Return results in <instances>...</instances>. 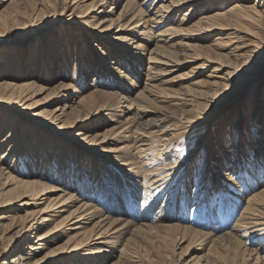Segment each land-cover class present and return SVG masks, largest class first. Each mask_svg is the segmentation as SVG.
I'll use <instances>...</instances> for the list:
<instances>
[{"label":"rangeland","instance_id":"374dc122","mask_svg":"<svg viewBox=\"0 0 264 264\" xmlns=\"http://www.w3.org/2000/svg\"><path fill=\"white\" fill-rule=\"evenodd\" d=\"M0 1L4 3L0 5V7H2L1 9H4L7 5L10 4V2H12V0H10L9 2H4V0ZM17 1V6L19 9L16 17L11 22V27L4 33L0 32V61L1 59H4L9 53L10 57L14 58V61L16 60L21 64H28V66L31 65L33 67V65L35 66L36 64L35 62L38 61L41 48H43L44 62L48 67L51 63L58 64L59 67V63L63 64L64 55L70 62V70H68V75L65 78H63V76H60L61 71L58 67L56 68L58 71L56 70V73L53 75L51 74V72L47 75L46 73H44V75L42 76H48V81H35L37 79L35 73L30 72L33 70L26 71V73L22 72L24 75H29L26 76L24 80L33 79L32 81H35L37 84L48 88V90L32 96L30 100H27L23 104V108H20L19 110L20 112L5 110L3 114H0V119H4V114L7 112V119H9L10 117H15L16 115L20 116L23 125L21 124L20 126L21 133L19 139L28 137L30 155H32L36 159L40 158L41 162H48L49 164H52L50 173L51 171L55 173L54 170L61 167L64 170L66 169L65 171L69 172L72 178L76 180L81 179V176H84V173L91 174L93 171V168L91 167H93L95 163H97L98 166H101L100 162L103 165L109 164L110 161H108V159L103 154L99 155L98 152H93V149L88 148L87 145L85 148L79 145L80 141L90 132L93 133V135H99L96 140L105 138V141L102 143V147L104 148L102 149H106L107 154H113L115 157H117V154L119 155L121 153L123 155H126L127 153L128 155L126 157H131V159L133 161H137L138 166H140L141 159H138L137 155L135 154L134 139L132 136H129L133 134L131 132H128L127 127L129 124L126 125V118L128 117L129 119L130 117L134 116V113L131 112L130 114H128V108H126L125 106H119V99H117V97H106L100 93L101 91L110 92L118 90L119 93H123V95L126 94L134 96L137 94L136 90H138V88L132 89V91L128 94L127 92H124L123 89H119V87L113 86L114 84H110V81L106 80L107 77L104 81L103 77H97L93 72H91V74L89 73L90 75H88V70L90 69H86L85 65L87 66V64H89V60L93 61L94 58H96L98 62L104 61L106 64L108 63L112 65L111 60H113V57L109 56V60H107L102 54H97V49L95 46H93L94 44L101 45L98 39L103 41V37L106 39V42H108L107 38L104 35L100 34V37L97 38L95 37V34L86 30L88 29V26H85L84 23L77 24L80 23V20L85 22L83 20L84 18L81 15L85 13L84 11L88 7L97 4L96 8H99V3H104L101 5L99 10H96L98 12L91 13L90 19L86 18L85 20L93 25L91 21L95 20V17H101L104 20L107 19L108 22H106L105 25L111 27V34L117 33V29H119L118 25L129 21V19L124 20L123 18H119V15L122 14V9L127 1L121 0V2L116 3V0H79V5L76 4L74 6H72L73 2H71V0ZM158 1L164 2L166 0ZM233 1L234 0H217L216 2H214L215 4L214 6H212V8L209 7L211 9L210 11L215 9L218 10V8L224 10ZM85 2L89 6H84L83 4ZM142 2V0H138L142 12H144V14H146V12L147 14H151V2L147 4ZM160 2L158 4H160ZM167 2L169 3V0L165 3ZM113 6H115V8L111 10ZM209 8H207V3L204 2L203 4H201V6L196 8L187 22L182 23V25H179V21L184 13L188 11L185 10V8H183V10L179 13L180 15L178 17H174L173 20H170L169 22H166L161 26L153 27L151 31H146V34H141V32L135 33L137 31H134L133 34L126 31V33L122 35V38H119L120 40L115 39L114 42L117 45H113V50L117 52L119 51L118 49H123V47H128L135 50V48L129 46V44L132 45L130 43L131 39L134 38L136 40H139L141 39L140 37H142L140 42L144 46H146V50H142V52H145L144 55H142L143 58L139 63H134V65H138V70L140 74H142V78H140L139 81L141 84H143V82L145 81V76H143V73L147 71V61L150 57L156 56V52L154 51L161 52V50H156V40L159 38H166V40H169L167 43L160 42L158 44H164L165 46H167L168 48L165 47V50L167 52L168 50L172 52L177 51L176 54L173 53L175 56L174 59L176 60V62H174L175 66H163L170 73V76L168 77L174 79L169 82L170 84L166 83L162 86V88H164L165 90L161 94V97L157 100L155 99L148 106V114L141 118L138 117V121L140 120L149 122V120L156 119L157 117L162 115V113H168L173 115L174 118H171V120L166 123V130L169 128L167 125H174L177 122V119H182L183 117H189L195 120L196 123H199L197 124L198 127L193 131H187L185 129L182 130L184 132L178 133L177 136L172 138L173 144L169 143L170 145L163 146V144L165 143V141H163L164 135L160 134L154 136V138L152 139L155 145H158L152 150L153 156L161 155L159 156L158 160L156 159L157 163L162 160L161 158H163V155H172L170 158V160H172L175 159V152L181 159H186L191 150H193V153L191 158L186 160L188 162L184 160L183 167L180 170L177 169L178 172L175 171L173 174L168 175L166 179L163 180L165 183H163L161 187L153 190L154 192L159 191L157 194H155V197L152 198V193L154 192L149 193V195L147 196L148 199L146 198V200H148L147 205L148 203L152 202H154L155 205L153 206L152 212H150L147 218L151 221L145 222L153 226V223L159 219V216H157V214L160 211V208L166 206V209H169V205L171 204V202H173L174 199L176 209L175 213L176 215H178V222L191 227L193 226V228L195 229L198 227L197 229L205 231L210 230V225L205 229L200 225L198 226V223L200 224L201 222H203L201 224H204L209 219L208 216H205V209H207V204H202L203 202H205V200L201 201V206L194 209V202H196L197 198H199L196 195L200 194L199 191L196 190V188L199 185H202L204 179H206V177L204 176L206 173L208 177L206 187L204 185L205 188H203L205 190L203 198L207 195L210 196V199L209 197L208 199L212 202L211 204L213 210L216 211L214 212V214H217L216 217H220L219 219L221 220V222L227 224L225 226V230L223 231L225 233L226 231L232 230L238 218H240V214L242 213L247 203V196H251L255 194V192L261 191L264 188V23L261 26H258V29L256 28L252 32H250L251 30H248L249 28L247 26H236L238 30L227 29L221 32L222 36L224 37L243 35L244 37L249 39L252 38V36L251 34H248L249 36L247 35L246 32L248 31L252 33V35H256L258 38H260L259 40L261 42H258L256 44L257 46H254V52H252L249 57H241L242 59H235L229 53L231 48L234 47L237 43L231 45L229 43V45L223 47L219 45H215V47L210 46V48L204 47L206 45L213 44L215 41V37L220 32H214L209 37L196 40L194 42L191 41L190 38H185V35L187 34L180 35L181 32L185 31H180V33L179 31H176L175 33L167 34V36L164 35L158 36V38H153V36L156 35L157 32L164 29L167 25L181 26L182 28L189 27L201 15V13L207 11V9L209 10ZM260 8H264V5L262 7L260 6ZM137 12L138 10H136V13ZM142 30L143 29H141V31ZM189 32H193V30ZM258 33H260V36L257 35ZM147 36H149L153 40L151 42H147ZM181 40L184 41L181 42ZM187 41H191V44L194 43L198 46L192 48L190 47L187 50L188 47L185 46V43ZM179 42H181L182 44H177ZM60 43L63 44L61 45ZM60 45L63 49L65 48L63 51L64 53L57 54L56 50ZM171 45L174 46L170 47ZM68 49H70V51L66 53ZM80 52H83L84 59H80V57H82V54H80ZM168 54L171 55V53ZM211 58L214 60V62ZM114 59L116 60V58ZM207 59L211 60V64L210 66L203 67L202 65H204ZM201 61L203 62V64H201ZM196 65H198V67ZM53 66L54 65H50V70L51 68H53ZM214 67L218 68V70H216L215 72L212 71ZM77 69H80V72L82 74L81 76H78ZM107 69L111 71V67ZM18 72L19 75L22 74L20 70ZM211 72H213V75L216 76H226L225 85L227 84V87L224 85L225 87L222 86L219 88H214L209 84H204V81H208L213 77L216 78V76H206ZM230 72L232 73L228 74ZM2 77L4 76H0V80ZM168 77H166V79ZM62 81L63 83L72 81V91H70L69 93L71 97L75 95L74 97L76 99H74L73 101H69V104L71 106L66 109V119H68V123H70L71 125L63 126V128H65L66 130L56 131L53 128L52 130L51 126H44L42 123H44L45 116H41L37 113L41 112V110L52 111L53 109H55V106L63 105L66 101H68L66 99L58 100V97H55L54 95H52V98L49 100V102H46L45 100L49 99L46 97L49 92H52V86ZM92 92L96 93L94 100L89 99L91 101L87 100L88 102H83V104L80 106L82 110L79 111L80 109L76 105L80 97ZM138 92L140 93V90ZM254 99H256V102H258L260 106L258 110V116H260L259 118H256V121L253 122L255 124V128L252 127L253 112H251L250 110L251 107L254 106ZM37 100L38 103H40L37 107L26 105ZM125 104L127 103H124V105ZM238 120L239 126L234 127ZM14 123L15 120L13 119L10 125L12 126ZM27 125H29L28 127L30 128L27 129ZM38 125L42 126L44 129L43 132H38L39 134L37 133L41 138H39V140L42 142L41 147H43V144L46 145V147H43V151L40 150L39 152L36 145V141L38 138L36 139V137H34V135L30 133V131H35L33 129H36ZM68 128L69 130H67ZM234 132H237L238 135L240 134L238 136L239 138L235 140H233L232 136ZM74 133L77 135H70ZM32 137L33 144L29 140V138ZM1 139L2 134H0V142ZM56 144L60 149V151L58 150V154L54 152ZM157 147L165 149L162 153H159ZM235 148L238 151L236 155L234 154ZM64 151L67 153H65ZM229 151L231 152V154L229 153ZM217 156H220V160L217 162L218 169L216 168V162L213 161ZM235 156H238V159L240 158L242 161L238 166L239 171H237V168L233 166L232 163H230L231 161H233ZM95 158H98L100 162L98 160L95 161ZM221 158L223 160L224 158H226V160L228 161H223ZM257 160H262L261 164H258V166L256 164ZM129 161L132 162L131 160ZM111 163H113V161ZM188 163L192 164V166H190V169H187V167L189 166ZM221 163L227 165L224 171L229 170V172H231L232 170V174L236 177V182L233 181L236 185V188L232 189L233 193H227L226 190H224L225 187L222 186L223 182H221L222 178L220 177L223 174L226 177L227 175L225 173H221ZM66 165L67 168L65 167ZM228 166L230 168H228ZM19 167L20 170L24 171H27L29 169V165L25 157L21 158ZM169 172L171 173L172 171ZM90 181L92 184L95 183L93 181V178H91ZM128 181L131 182V180ZM216 181H218L220 184ZM209 183H212V185H214L209 187L207 186ZM139 190L141 191V193L139 191L137 195L138 205L131 204L128 198L124 200L125 203L128 204L126 205L127 209L130 212H134L136 214H140V209L142 207L143 186H139ZM71 191H75V188L72 187ZM4 194L5 192L2 193L0 191V216L2 217L0 218V247H6L9 244V249H12L14 245L18 244L20 245V247L24 246L25 249H28L26 245H28L29 243L33 244L30 239H24L19 244L17 243L16 239H13V241H11V235H13L15 231H19L22 227L23 221H21L22 218L20 219V216H23L27 212V210H32L35 207L34 205H29L26 207L18 206L20 202H16L15 200L12 203H8L9 198ZM58 194L60 193L58 192ZM55 197H57V194L52 196V198ZM185 206L187 208H184ZM72 208L73 206H70V208H64L59 213L54 212L57 213L54 220L51 223H48V225L43 226L41 229H39L37 231L39 232L38 234L41 235L44 234L47 230H50L61 219L65 218L71 212ZM163 213L165 214L166 211ZM126 216L130 217L129 214H127ZM134 218H136V216ZM138 222H141V218L138 219ZM59 231L60 232L52 239L46 241L45 245L42 246V250L38 252L36 257L43 256L50 249L60 246L61 244H63L64 246V243L73 234L71 230L64 231L59 229ZM152 234L153 233H151V235L136 237V240H132L128 248L130 257L134 260V264H183L185 262L193 261L192 259L194 256L206 253L207 249L209 248V245L205 246L206 250H204L205 248L202 249L201 245H197L194 248L192 244L197 242V238H194L192 236H187V240L185 242H180L178 244V240H174V238H166V236H164V232H154V234ZM35 236L36 233H32L31 239H33ZM180 238L181 235L179 236V239ZM263 238L264 236H262L260 240L259 238H256L254 241L247 244V247L253 250L254 247H256V245H258L259 243H264ZM20 247H18V249ZM121 247L122 246L118 247V244L106 247L111 254H108V252L99 254V256L101 257V261H103L100 263L112 264L113 262H116L120 264L121 262H117L118 258H114V255L119 256L118 249H121ZM219 247L220 248H218L213 255L214 259H218L217 264H243V262L246 261L245 259H247L245 253L244 256H242L241 254L245 247L241 246L238 240H234L229 244L224 241V243H221ZM259 251L264 252V249H261ZM27 252H29V250H27ZM28 254L29 253H26V255ZM106 255H109L114 260H106ZM102 256H104V258ZM78 257H80L79 254H74V256H71L70 259L64 260L63 262H74L75 260L73 259ZM248 261H246V263ZM62 263L59 262L56 264ZM123 263L124 261H122V264ZM19 264L22 263L19 262Z\"/></svg>","mask_w":264,"mask_h":264},{"label":"bare ground","instance_id":"6f19581e","mask_svg":"<svg viewBox=\"0 0 264 264\" xmlns=\"http://www.w3.org/2000/svg\"><path fill=\"white\" fill-rule=\"evenodd\" d=\"M9 1L10 0H4V2ZM126 1L127 2L122 9L123 12L119 15V18H123L124 20L129 19V21L123 24H119L117 33L111 34V27L105 25L106 22H108L107 19L104 20L101 17H95V20H90L93 25L85 20L86 18L90 19L91 13L98 12L96 10H99L101 5L104 3H99V8H96L97 4L88 7L84 11L85 13L81 15L84 18L83 20L85 22L80 20V23L77 24L84 23L85 26H88V29L86 30L95 34V37L97 38L100 37V34L104 35L107 38L108 42H106V39L103 37V41L98 39L101 45L94 44L93 46L96 47L97 54H102L107 60H109V56L113 57V60H111L112 65L108 63L107 65L104 61L98 62L96 58H94L93 61L89 60V64H87V66L85 65L86 69H90L88 70V75L93 72L97 77H103L104 81L107 77L106 80H109L110 84H114L113 86L119 87V89H123L124 92H127L128 94L132 91V89L138 88V90H136L137 94L134 96L126 94L123 95V93H119L118 90L110 92L101 91L100 93L106 97H117V99H119V106H125L126 108H128V114H130L131 112L134 113V116L130 117L129 119L128 117L126 118V125L129 124L128 127H126L128 129V132H131L133 134L129 136H132L134 139L135 154L137 155L138 159H141V165L138 166L137 161H133L131 157H126L128 155L127 153L126 155H123L121 153L119 155L115 154L117 157H115L113 154H107V150L102 149L104 148L102 147V143L105 141V138L96 140L99 135H93V133L90 132L80 141L79 145L83 148H85L87 145L88 148L93 149V152H98L99 155L103 154L108 159V161H110L109 164L103 165L98 160V158H95V161L98 160L101 166H98L97 163H95L93 167H91L93 168L91 174L84 173V176L82 175L81 179L76 180L72 178L69 172L65 171L66 169L64 170L61 167L55 169V173H53L52 171L50 173L52 164H49L48 162H41L40 158L36 159L32 155H30L28 137H21L22 139H19L21 133L20 126L23 123L20 119V116L16 115L15 117H10L9 119H7L8 112L5 113L3 117L4 119H0V134H2V139L0 142V191L2 193L5 192L4 195L8 196V203H12L15 200L16 202H20L18 206L26 207L29 205H34L35 208L32 210H27V212L23 216H20V219L22 218L21 221H23L22 227L19 231L17 230L13 235H11V241H13V239H16L17 243L20 244L22 240L28 238L33 244L29 243L28 245H26L28 249H25L24 246L20 247V245L18 244L14 245L12 249H9V244L6 247H3V244V248L0 247V264H19V262H21L22 264H56L70 259L71 256H74V254H79L80 257L74 258V262L66 261L62 264H105L100 263L103 261H101V257L99 256V254H102L104 252H108V254H111L106 247L117 244L118 247L122 246L121 249H118L119 256L114 255V258H118L117 262H121L120 264H122V261H124L123 264H127L128 262H130L128 264H131V262L132 264H134V260L130 257L128 248L132 240H136V237L151 235V233L154 234V232H164V236H166V238H174V240H178V244L180 242H185L187 240V236H192L198 239H196V243L192 244L194 248L197 245H201V248H205L204 250H206L205 246L209 245L206 253L194 256L192 259L193 261L185 262L183 264H217L218 259H214L213 255L216 250L220 248V244L224 243V241L229 244L234 240H238L240 245L245 247L243 252H241L242 256H244L245 253V256L247 257V259L245 260H251L247 263L245 261L243 262V264H264V252L259 251L261 249H264V243H259L258 245H256V247H254L253 250L247 247V244L254 241L256 238H259L260 240V238L264 236V188L261 191L255 192V194L251 196H247V203L242 213L240 214V218H238L232 230L226 231L225 233L223 231L225 230V226L227 224L221 222V220L219 219L220 217H216L217 214H214V212L216 211L213 210L211 204L212 202L209 200L210 196L207 195L203 198V195L205 193V190L203 188L206 187L208 177L206 173L204 175L206 179H204L202 185L198 186L197 184L198 187L196 188V190H198L200 194L196 195L199 198H197V201L194 202V209L198 208L202 204H207V209H205V216H208L209 219L204 224H201L203 222H201L200 224L198 223V226L200 225L205 229L210 225V230L205 231L197 229L198 227L195 229L193 228V226L191 227L178 222V215H176L175 213L176 209L174 199L173 202H171V204L169 205L170 207L168 206L169 209H166V206H163L162 208H160L159 212L157 211V216H159V219L153 223V226L145 222L151 221L147 218L150 212H152L153 206L155 205L154 202L148 203L147 205L148 200H146V198L149 193L154 192L153 190L161 187V185L165 183L163 180H165L168 175L173 174L175 171H177V169L180 170L183 167L184 160L186 161L191 158L193 153V150H191L186 159H181L175 152V159L172 160H170L172 155H163V158H161L162 160L157 163L156 161L161 155L153 156L152 150L158 145H155L152 139L154 138V136L160 134L164 135L163 141H165V143L163 144V146L170 145L171 143L173 144L172 138L177 136L178 133L184 132L182 130L185 129L187 131H193L198 127L197 124L199 123H196L195 120L189 117H183L182 119H177V122L174 125H167L169 128L166 130V123H168L171 118H174L173 115L168 113H162V115H160L156 119L149 120V122L140 120L138 121V117L141 118L148 114V106L155 99L157 100L161 97V94L165 90L164 88H162V86L166 83L170 84L169 82L174 79L168 77L170 76V73L163 66H175L174 62H176V60L174 59L175 56L173 53L176 54L177 51L172 52L167 49V52L165 49L168 47L164 44L158 43H167L169 40H166V38L157 39L158 36H167V34L175 33L176 31H179V33L180 31H185L181 32L180 35L187 34L185 35V38H190V40L194 42L196 40L207 38L214 32H220L215 37V41L213 44L206 45L204 47L210 48V46L215 47V45L223 47L229 45V43L230 45L237 43L234 47L231 48L229 53L235 59L241 57H249L250 54L255 50L254 46H257L256 44L258 42H261L259 40L260 38H258L256 35H252V33L250 32L254 31L256 28L258 29V26H261L264 23V8H260V6L262 7L264 5V0H234L226 9L222 10L221 8H218V10L215 9L212 11H210V8L214 6V2H216L217 0H169V3H165L168 0L164 2H160L158 0H142V3L145 4L151 2V14H147V12L146 14H144V12H142L138 0ZM17 2V0H12V2H10V4L7 5L4 9H1L2 7H0L1 33L6 32V30L11 27V22L16 17L19 9L17 6ZM71 2H73L72 6H74L79 3V0H71ZM117 2H121V0H116V3ZM159 2L160 4H158ZM204 2L207 3V8L210 7L209 10L207 9V11L201 13V15L189 27L182 28L181 26L167 25L164 29L160 30L156 33V35L153 36V38L157 37V40L154 39L157 41L156 50H161V52L154 51L156 52V56L150 57L147 61V71L143 73V76H145V81L143 82V84H141L139 80L140 78H142V74H140L138 70V65H134V63H139L141 61V59L143 58L142 55H144L145 53L142 52V50H146V46H144L140 42L142 37H140L141 39L139 40H136L134 38L131 39L130 43L132 45L129 44V46L135 48V50L128 47H123V49H118L119 51L117 52L113 50V45H117L114 42L115 39L120 40L119 38H122V35H124L126 31L133 34L134 31H137L135 33L141 32V34H146V31H151L153 27L161 26L162 24L173 20L174 17H178L180 15L179 13L183 10V8H185V10L188 11H186L181 18L179 17V25H182V23L187 22L196 8L201 6V4H203ZM2 4L4 3L0 1V5ZM83 5L89 6L86 2ZM113 8H115V6H113L111 10H113ZM136 10H138L137 13ZM236 26H247L249 28L248 30L251 31H247L246 33L247 35L251 34L252 38L248 39L243 35V37L239 35L228 37L222 36L221 32H223L224 30H238ZM141 29L143 30L141 31ZM192 30L193 32H189ZM257 35L260 36V33H258ZM147 38V42H151L153 40L149 36H147ZM182 41L184 40H181V42ZM191 41H187L185 43V46L188 47L187 50L190 47L192 48L198 46L194 43L191 44ZM181 42L177 44H182ZM60 44L62 45L63 43ZM61 45L58 46V48L54 47L57 48V54L64 53L63 51L65 48L63 49ZM172 46L174 45H171L170 47ZM41 50L38 61L35 62V66L33 65L32 67L30 65L31 68L30 66H28V64H21L16 60L14 61V58L10 57L9 53L4 59H1L0 76L4 77H2L0 80V114H3L5 110L20 112V108H23V104L27 100H30L32 96L48 90V88L37 84L35 81H48V76L43 77L42 75H44V73H46L47 75L50 72L52 75L55 74L58 64L51 63L50 65L54 66L50 70V65L48 67L44 62V49L41 48ZM69 51L70 49H68L66 53H68ZM168 53H171V55ZM80 54H82V57H80V59H84L83 52H80ZM63 58V64L59 63L58 68L61 71L60 76H63V78H65L68 75V70H70V62L66 59V56L63 55ZM114 58H116V60ZM201 64H203V62ZM210 64L211 60L207 59L202 66H210ZM196 66L198 67V65ZM109 67H111V71L107 69ZM19 70L21 71V73H26V71L33 70L30 72L35 73L37 79L35 81H32L33 79L24 80V78L29 75H24L23 73L19 75ZM216 70H218V68L214 67L212 71L215 72ZM231 73L232 72L228 74ZM77 74L78 76L82 75L80 69H77ZM206 76L211 77L216 75H213V72H211ZM166 77L168 78L166 79ZM225 77L216 76V78L213 77L208 81H204V84H209L211 85V87L219 88L225 85ZM72 86V81L66 83H63L62 81L52 86V92H49L47 94L46 98L49 99H45L46 102H49V100L52 98V95L58 97V100L66 99L68 101H66L63 105L55 106V109H53L52 111L41 110V112L37 113L41 116H45L44 123H42L44 126L48 125L51 126V129L53 128L56 131H63L66 130L65 128H63V126L71 125L70 123H68V119H66V109L71 106L69 104V101H73L74 99H76L74 97L75 95L72 94L73 96L71 97L69 93L70 91H72ZM225 86L227 87V84ZM139 90L140 93L138 92ZM95 96L96 93L94 92L81 96L76 105L79 107V111L82 110L80 106L83 104V102H88L87 100L89 99L94 100ZM124 103L127 104L124 105ZM39 104L40 103H38L37 100L26 105L37 107L39 106ZM253 104L254 106L251 107L250 110L251 112H253L252 127L255 128V124L253 122L256 121V118H259L260 116H258V110L260 106L259 103L256 102V99H254ZM13 119L15 120V123L11 126L10 123H12ZM28 126L29 125H27V129L30 128ZM237 126H239V120L236 122V125H234V127ZM33 130L35 131H30V133L34 135L36 139L38 138L36 141L37 150L38 152L40 150L43 151V147H46V145L43 144V147H41L42 142L39 140L40 137L38 135V132H43L44 129L42 126L38 125L37 128ZM67 130H69V128ZM70 135L76 136L77 134L74 133ZM239 135L237 134V132H234L232 135L233 140L239 138ZM29 140L33 144V137L29 138ZM164 149L159 147L157 150L159 153H162ZM58 150L60 151L58 145L56 144L54 152L58 154ZM229 153L231 154L230 151ZM237 153L238 151L235 148L234 154L236 155ZM23 157L26 158L29 165V169L27 171L20 170L19 167L20 160ZM129 160H131L132 162H130ZM219 160L220 156L215 157V160H213L216 162L217 169V162ZM224 160H226V158H224ZM112 161L113 163H111ZM241 162V159H238V156H235L233 161H231L230 163H232L233 166L237 168V171H239L238 166L239 164H241ZM261 162L262 160H257V166L258 164H261ZM188 165L187 169H190V166H192V164L188 163ZM221 165V173H225L227 175L226 177L223 174L220 177L222 178L221 182H223L222 186L225 187L224 190H226L227 193H233L232 189L236 188V185L234 184V182H236V177L232 174V170L231 172H229V170L224 171L227 165H224V163H221ZM229 166L228 168H230ZM65 167L67 168V165ZM169 171L172 172L170 173ZM91 178H93V181L95 183H91ZM128 180H131V182ZM216 182L219 183L218 181ZM213 185L212 183H209L207 186L210 187ZM139 186H143V201L142 207L140 209V214L138 213V216V214L130 212L127 209L126 205L128 204H126L124 200L128 198L131 204L138 205L137 195L140 191ZM72 187L75 188V191H71ZM58 192L60 194H58ZM158 192L159 191H155L154 193H152V198L155 197V194H157ZM55 194H57V197L52 198V196ZM203 200H205V202L202 203L201 201ZM70 206H73V208L65 218L61 219L57 224H55V226H53L50 230H47L44 234H38L39 232L37 231L39 229H41L43 226L48 225V223H51L54 220L57 214L54 212L59 213L64 208H70ZM184 208L187 207L185 206ZM165 211L166 213L164 214L163 212ZM127 214H129L130 217L126 216ZM135 216L136 218H134ZM0 218L2 217L0 216ZM140 218L141 222H138V219ZM59 229L64 231L71 230L73 234L67 239V241L64 243V246L63 244H61L60 246L50 249L43 256L36 257L38 252L42 250V246L45 245L46 241H49L60 232ZM32 233H36V236L33 239H31ZM180 235L181 238L179 239ZM18 247L20 248L18 249ZM27 250H29V252H27ZM26 253L29 254L26 255ZM102 257L104 258V256ZM105 259L114 260L109 255H106ZM112 264L118 263L113 262Z\"/></svg>","mask_w":264,"mask_h":264}]
</instances>
